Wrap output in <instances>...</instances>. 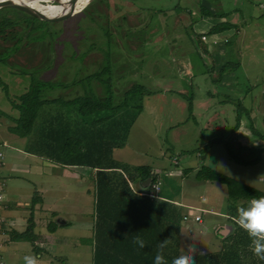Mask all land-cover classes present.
Returning <instances> with one entry per match:
<instances>
[{
    "label": "rangeland",
    "instance_id": "1",
    "mask_svg": "<svg viewBox=\"0 0 264 264\" xmlns=\"http://www.w3.org/2000/svg\"><path fill=\"white\" fill-rule=\"evenodd\" d=\"M80 2L73 5L79 8L83 6ZM201 5H207V10L223 11L225 18L203 17ZM17 13L2 9L0 15L16 17ZM224 20L239 25L238 35L225 32L206 35L203 42L199 41V33L205 34L210 26ZM32 22L37 27L32 35L39 43L25 46L24 40L22 50L12 55L16 44L8 37L14 45L0 51V59H7L0 60V85H5L0 106L9 108L5 95H19L32 79L73 81L66 87L44 89V98L65 100L42 104L32 132L37 136L36 127L42 125V119L59 116L60 120L61 116L62 121L74 122L90 118V114L79 115L76 106L65 101L83 95V86L91 83L85 77L102 66L109 69L104 77L110 82L115 102L132 84L143 85L151 93L139 94L131 108L136 111L143 105L140 114L136 112L133 118L116 116L113 123L109 120L105 125H96L95 133L108 140L114 132L119 134L120 148L113 149L112 157L132 182V191L139 190L135 186L139 179L136 167H150L159 183L151 200L156 206H164L163 213L158 214L168 226L170 242L164 249L172 250L173 257L175 250L176 254H191L193 248L196 254L219 250L222 237L217 238L214 226L226 220L220 209L224 206L226 211L228 205L225 188L218 182L198 181L194 174L211 158L217 165L211 168L222 173L227 169L225 174L264 191V153L257 163L245 166L228 157L224 143H210L230 135L245 146L264 148V0H90L63 19L47 24ZM13 29L20 35L25 31L24 23ZM221 37H228L229 43L224 44ZM6 44L0 37V47ZM209 45L214 48L209 49ZM101 78L103 75L93 80L92 87L103 95L98 81ZM237 103L246 116L241 117L237 132L230 134L236 124ZM250 123L252 132L248 129ZM78 126L77 122L72 126L76 136H80ZM4 131L25 142V137L14 133L12 127L7 131V126L0 125V194L6 196L0 201V214L8 202L15 203L9 211L17 219L13 228L23 231L32 216L38 224L34 232L45 238L37 240L44 250L39 256L28 240L12 241L8 235L11 226H5V231L0 230L2 261L24 264L25 256L34 255L39 264H93L95 188L90 180L76 178L78 174L88 178L92 169L52 163L41 175L19 171V167L25 168L28 154L12 150L11 145H18L11 141L10 148L2 146ZM232 148L241 157L250 158L247 151L237 150L236 142ZM12 163L19 170L11 171ZM139 191L144 192L141 188ZM39 197L43 202L36 200ZM32 199L36 202L30 215ZM58 213L70 223L50 234L46 225ZM184 215L188 216L185 221ZM196 215L202 220L195 221ZM220 231L227 229L222 227Z\"/></svg>",
    "mask_w": 264,
    "mask_h": 264
},
{
    "label": "trees",
    "instance_id": "2",
    "mask_svg": "<svg viewBox=\"0 0 264 264\" xmlns=\"http://www.w3.org/2000/svg\"><path fill=\"white\" fill-rule=\"evenodd\" d=\"M207 7V5H201L200 9L203 17L213 16L219 20L225 18L223 17V11L207 10ZM2 9H13L18 12L16 17L5 16L4 14L0 15V37L8 42V44L0 47V51L11 48V46L16 44V50H14L12 55L22 50L21 45L24 40L25 46H28L26 43H39L38 37L32 35L34 30L37 29L32 20L42 21L45 24L52 22L39 20L15 8L6 7ZM2 9H0V12ZM17 20L21 21V23H18ZM22 23H24L25 31L21 32L19 35L18 31L15 29L12 30V27L15 25L19 26ZM225 32L238 35L239 25L232 24L226 20L219 21L210 26L205 34L201 35L199 33V41L203 42L202 40L207 38V36H216L218 34H224ZM8 37L14 43L13 45L8 40ZM221 38L224 44L229 43L230 39L228 37ZM210 40L214 41L213 38ZM0 60L6 62L7 59L2 58ZM108 70L105 66H102L99 70L97 69L96 72L87 75L85 80L87 82L91 81V83L83 86V95L79 94L65 101V103L72 105V107L76 106L79 115L87 117V115L90 114V118H86L82 121L81 119L79 121L78 119L74 121L79 124L77 128L80 131V136L73 134L76 130H72L74 122L70 121L71 119L62 121L63 118L61 116L60 120L59 116H54L52 120L42 119V125L40 126V123H38L40 129L38 131V126L36 127V132L38 133L32 144L34 145L35 152H40V150H42L44 152V157L53 163L79 165L95 169V178L93 182L95 188L96 218L92 229V237L94 239L92 255L93 264H154V258L160 251L157 247L158 244L164 239H168V226L163 222L162 216L158 214L159 212L163 213L162 210L164 206H162V203L156 206L157 204L151 200L152 195H149L152 191L150 187L151 182L155 181V178L152 177L151 169L147 165L136 167L139 181L151 178L149 189L145 191L146 195L144 196L139 192L136 193L132 191L125 177L126 175L118 169L115 163L116 159L112 157L113 154L115 155L113 149L120 148V146L117 145V143H119V134L113 130L114 133L110 136V140H108L95 133L96 125H105L104 123L109 120L113 123L114 117L116 116L133 118L136 112L140 114L143 105H140L136 111L131 110L134 100L142 92L151 93V91H148L149 89L141 84H132L130 88L123 91L120 99L115 102V96L110 89V82L104 77ZM101 75H103V78L98 81L102 85L101 91L103 95H101L100 92L99 94L96 93L92 87L93 80H96ZM68 84H73V81L69 83H50L32 79L26 91L15 97L8 96L10 97L8 100L11 102L12 108L17 111L18 115L13 121L14 125L12 126V131L20 137H29L34 130L38 110L42 104L65 100L60 97L44 98V89H53L56 86L62 88L66 87ZM4 89L5 85H0V90L4 92ZM153 92L155 93V91ZM5 94H8L6 90ZM96 94H98L99 97H97ZM186 99L189 101L187 102V107L190 111L192 101L190 97ZM237 105L236 124L231 127L230 134H233L232 132H237L241 117L245 115L243 114L244 108L240 106V103H237ZM67 107L70 108V106ZM100 113H102L101 116ZM248 129L252 132L251 123ZM225 138L226 140L219 138L212 139L210 143H224L228 157L240 165L246 166L255 164L260 160L261 154L264 153V148L245 146L235 137H230V135ZM233 142H236L238 151H247L250 158L241 157L240 154L232 148ZM194 177L198 181H214L224 186L228 198L227 209L224 211L225 218L232 222L234 226L230 234L221 238V248L218 251L210 253L199 252L196 254L197 264H264V261L254 256L250 250V238L236 223V210L240 206H247L248 201L252 197L264 195V191L245 184L207 165H202L196 170ZM35 202V199H32L30 215L32 214V208ZM185 217L188 216H183L184 221L186 219ZM4 225V221L0 222V230H2ZM34 226L33 217L29 216L26 228L23 231L18 232L10 230L8 235L12 241L22 239L28 240L31 243L32 250L35 253H39L40 248L37 246L36 241L43 240L45 237H42L40 234L37 235L34 232ZM57 228L58 225L52 220L48 222V233H54ZM144 233H146V235H144ZM215 234L219 236L218 230L215 231ZM137 236L145 241L144 248H139L133 243V239ZM171 251L172 250H170V252ZM170 252H168L167 247L162 253L167 264H171V260L173 259V255L170 254ZM174 252L175 257L178 254H176V250Z\"/></svg>",
    "mask_w": 264,
    "mask_h": 264
},
{
    "label": "crops",
    "instance_id": "3",
    "mask_svg": "<svg viewBox=\"0 0 264 264\" xmlns=\"http://www.w3.org/2000/svg\"><path fill=\"white\" fill-rule=\"evenodd\" d=\"M207 26V25H206ZM210 28V27H209ZM201 32H205V31H201ZM208 48L209 49H211V48H214L213 47V45H209L208 46ZM214 54V53H213ZM188 69V68H187ZM186 73H188V70L187 71H185L184 72V74H186ZM11 89H12V87H11ZM27 89V87L25 88V90ZM24 90V91H25ZM7 91V93H8V89L6 90ZM23 91V92H24ZM2 92L3 91H1L0 90V95H2ZM22 92H20V94H21ZM6 96V98H7V101H8V105H9V108H7L6 107V109H4V108H2L1 106H0V110H1V112H0V123L3 125V126H7V131H8V127H12L14 124H13V121H14V119L18 116L17 115V111L16 110H14L13 108H12V106H11V102H9V100H8V98H10V97H8L7 95H5ZM10 96H12L13 97V94H11ZM1 99H3L1 96H0V100ZM0 124V125H1ZM33 133H31V135L28 137H25V142L24 143H21L20 142V139L19 138H16V136H15V134H12V133H10L9 132V135L4 131V133H3V135H6V136H4L3 138H1L2 139V141H1V143H2V146L4 145V147H9L10 148V146H9V141H11V142H13V143H16L18 146L16 147V146H13V145H11V149L12 150H15V151H17V152H19V150L21 149L22 151H24V153L25 154H28V156L26 157V160H27V162L26 163H24V165H25V168L23 169V168H21V167H19V169H17L18 167H17V164L16 163H12V165H10V170L11 171H15V170H19V171H24V172H32V173H34L35 172V174H37V175H41V174H43L44 173V171H45V169H46V172H47V170L49 169V168H51V166L53 165L52 163L53 162H51L50 160H48V159H46L45 157H44V152L42 151V150H40V152H35L34 151V145L32 144V142H33V140L37 137V136H33L32 135ZM239 135V134H238ZM1 153V152H0ZM1 155H2V153H1ZM17 155H14V157H16ZM19 164H21V163H19ZM68 166H70V165H68ZM85 167V166H84ZM87 168H89V167H87ZM92 170H93V173L91 174V172H92ZM90 172H89V177L88 178H84L83 177V175L82 174H78L77 176H76V178L77 179H79V180H82V181H85V180H90L93 184H94V178H95V169H92ZM83 177V178H82ZM126 177V176H125ZM127 178V177H126ZM85 179V180H84ZM127 180H128V178H127ZM128 182H129V185H130V187H131V189H133V187H132V185H131V183L132 182H130L129 180H128ZM140 182H142V181H139V179H138V181H137V183H136V188L138 187L139 188V190H140V188L142 189V191H148V189H149V186H142L141 185V183ZM153 183H156V180L153 182ZM153 183H151V185L153 184ZM151 187V186H150ZM138 190V191H139ZM134 192H136V193H138V191L136 190V189H134L133 190ZM141 191H139V193H140ZM40 199V200H39ZM37 201H39V202H43V199L42 198H38V200ZM13 204H15V203H11L10 204V202H8L6 205H5V212L3 213V214H0V222H2V221H4V223H5V225H4V227L2 228V230L3 231H5L6 229H5V226H11V229L10 230H13V231H17V230H15L14 228H13V225H14V223H16L17 222V219L13 216V214H11L9 211L11 210V206L13 205ZM16 206V205H15ZM223 208H224V206H220V209H221V211H223V217H226L225 216V213H224V210H223ZM77 209H80V206H78L77 207ZM30 213H31V211H30ZM222 213V212H221ZM56 217H62L65 221H66V224H62V225H58V227H60V226H68L69 225V219L68 218H66V216H64L63 214H60V213H58V214H56L55 215V217H53L51 220L52 221H54V219L56 218ZM186 219H188V217H186ZM185 219V220H186ZM50 220V221H51ZM202 220V219H201ZM33 222H34V224H35V226L36 227H38V224H36L35 223V218H33ZM48 224V223H47ZM230 224H232L233 225V223L232 222H230V221H228V220H225V221H223V222H221V223H219V224H217V225H215L214 226V230L215 231H217L218 230V233L220 234V229L223 227V228H226L227 229V231L225 232V235L227 236L228 234H230L232 231H233V229H234V226H231ZM35 226H34V228H35ZM46 230H47V225H46V228H45ZM57 230H58V228H57ZM56 230V231H57ZM55 231V232H56ZM54 232V233H55ZM53 234V233H52ZM93 234V233H92ZM54 236H50V238H53ZM219 236H217V238H218ZM219 239H221V238H219ZM36 244H37V246L40 248V252L39 253H35L36 255H39V256H41L40 255V253H42L44 250L42 249V245H40L41 243H39L38 241H36ZM47 251V250H46ZM218 251V250H217ZM47 252H49V251H47ZM1 255H2V249H1ZM3 264H5L4 263V261H3ZM41 264H47V261H43Z\"/></svg>",
    "mask_w": 264,
    "mask_h": 264
},
{
    "label": "clouds",
    "instance_id": "4",
    "mask_svg": "<svg viewBox=\"0 0 264 264\" xmlns=\"http://www.w3.org/2000/svg\"><path fill=\"white\" fill-rule=\"evenodd\" d=\"M0 2H2V0H0ZM205 162L208 167L216 168L217 166L212 164L211 158L205 160ZM223 170L228 174L227 169ZM4 199H6V196H0V200ZM236 211V223L250 238V250L255 257L264 261V195L252 197L248 201L247 206H240ZM169 242L170 241L166 238L158 244L157 247L160 251L154 258V264H167L162 253ZM133 243L139 248L145 247V241L139 236L133 239ZM196 251V248H193L191 254L183 252L178 254L173 257L171 264H197ZM24 264H39L38 257L34 255L25 256Z\"/></svg>",
    "mask_w": 264,
    "mask_h": 264
},
{
    "label": "water",
    "instance_id": "5",
    "mask_svg": "<svg viewBox=\"0 0 264 264\" xmlns=\"http://www.w3.org/2000/svg\"><path fill=\"white\" fill-rule=\"evenodd\" d=\"M41 1H45V0H41ZM53 1H59V3L56 5H53L52 3ZM76 1L78 0H48V2L53 6L62 5L63 7L62 9H60V11L52 12V13H42L41 11L33 7L26 6V5L19 3V0H2V2H0V9L6 8V7L15 8V9L24 11L39 20L57 21L75 12L73 11L74 9H72V6ZM39 4L42 5V3H39ZM150 182H151V178H147L140 183L142 186H149ZM53 222L57 225L66 224V221L62 217H56ZM230 225L233 226L232 224ZM225 236H226L225 232L220 231L219 237L223 238Z\"/></svg>",
    "mask_w": 264,
    "mask_h": 264
},
{
    "label": "bare ground",
    "instance_id": "6",
    "mask_svg": "<svg viewBox=\"0 0 264 264\" xmlns=\"http://www.w3.org/2000/svg\"><path fill=\"white\" fill-rule=\"evenodd\" d=\"M80 1V0H78ZM85 1V2H84ZM77 2V1H76ZM89 0H81L80 4L81 5L83 3V6L88 3ZM19 3L23 4V5H26V6H30V7H33L39 11H41L42 13H52V12H58L60 11V9H62V5H59V6H53L51 5L48 0H45V1H41V0H22L20 1L19 0ZM39 3H42V5H40ZM83 6H80L78 8V6H72V9H76L78 8L77 10H73L75 12L79 11L81 9V7ZM74 12V13H75Z\"/></svg>",
    "mask_w": 264,
    "mask_h": 264
},
{
    "label": "built area",
    "instance_id": "7",
    "mask_svg": "<svg viewBox=\"0 0 264 264\" xmlns=\"http://www.w3.org/2000/svg\"><path fill=\"white\" fill-rule=\"evenodd\" d=\"M0 156H2L1 153H0ZM151 189H152V191H151V193H149L150 196L153 195L154 192H156V191L159 190V183H158L157 181H156V183H153V184L151 185ZM140 194H142V195H146L145 192H140ZM0 196H3V195L0 194ZM0 201H1V200H0ZM185 218H186V217H185ZM194 219H195V221H201V216L196 215V216L194 217ZM1 249H2V245L0 244V264H3V261H2V255H1Z\"/></svg>",
    "mask_w": 264,
    "mask_h": 264
}]
</instances>
